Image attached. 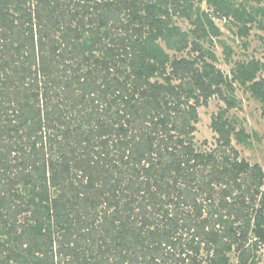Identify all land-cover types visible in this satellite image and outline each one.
<instances>
[{"label":"trees","instance_id":"1","mask_svg":"<svg viewBox=\"0 0 264 264\" xmlns=\"http://www.w3.org/2000/svg\"><path fill=\"white\" fill-rule=\"evenodd\" d=\"M263 1L0 0V264H258L264 173L228 113L237 83L264 117V63L227 76L204 43L215 17L247 37Z\"/></svg>","mask_w":264,"mask_h":264},{"label":"rangeland","instance_id":"2","mask_svg":"<svg viewBox=\"0 0 264 264\" xmlns=\"http://www.w3.org/2000/svg\"><path fill=\"white\" fill-rule=\"evenodd\" d=\"M241 0H237L239 2ZM254 6L256 3H252ZM195 4L194 6H196ZM201 10L211 11L209 6L203 1L199 4ZM264 6V1L259 4ZM249 10V8H248ZM260 20V17H255ZM216 26L219 28L221 35L218 38H212V44L204 43L205 48H209L216 56V62L214 65L220 69L225 75L230 76V70L234 65V62L238 60L249 61L251 59H258L264 63V22H253L248 24L250 26L247 37H238L237 28L234 27L230 20L212 18ZM175 24L183 31L189 30L192 26L185 18H175ZM261 25V26H260ZM243 41L247 42L246 48L243 46ZM222 43L231 48L230 61L225 60ZM163 47V44L160 43ZM167 51V50H165ZM169 55H173V52L167 51ZM182 56L187 57L184 53ZM264 76V71L261 73ZM159 82L162 79L156 78ZM236 84L235 98L238 101V106L233 108L228 113V118L236 120L239 125L238 128H244V131L250 136L248 139L249 145H243L237 143L232 139V146L237 150L239 159H244L251 165L258 164L264 173V117H262V109L260 104L253 99L249 93L243 92L242 88ZM224 107V103L220 101L216 96L212 97L207 106H200L197 109L198 122L195 125V131L193 133V141L196 150L217 152L216 146V134L211 130L210 124L212 116L217 114L220 108ZM264 182V180H263ZM264 190V184L262 187ZM259 263L264 264V246L258 250ZM230 264H236V260L231 255Z\"/></svg>","mask_w":264,"mask_h":264}]
</instances>
